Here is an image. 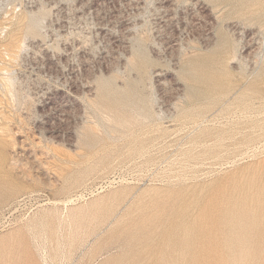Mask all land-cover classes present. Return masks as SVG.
I'll use <instances>...</instances> for the list:
<instances>
[{"label":"rangeland","instance_id":"374dc122","mask_svg":"<svg viewBox=\"0 0 264 264\" xmlns=\"http://www.w3.org/2000/svg\"><path fill=\"white\" fill-rule=\"evenodd\" d=\"M0 264H264V0H0Z\"/></svg>","mask_w":264,"mask_h":264}]
</instances>
